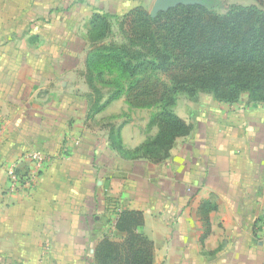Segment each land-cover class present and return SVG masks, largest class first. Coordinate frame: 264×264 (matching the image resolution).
Masks as SVG:
<instances>
[{
	"label": "crops",
	"instance_id": "0c3cea01",
	"mask_svg": "<svg viewBox=\"0 0 264 264\" xmlns=\"http://www.w3.org/2000/svg\"><path fill=\"white\" fill-rule=\"evenodd\" d=\"M94 2L0 0V264H94L104 236L124 237L123 209L143 213L154 264H264V102L174 111L189 134L160 161L134 154L145 139L120 121L125 97L93 112L79 51L62 46L87 38ZM28 150L49 162L10 192Z\"/></svg>",
	"mask_w": 264,
	"mask_h": 264
},
{
	"label": "trees",
	"instance_id": "16d2710c",
	"mask_svg": "<svg viewBox=\"0 0 264 264\" xmlns=\"http://www.w3.org/2000/svg\"><path fill=\"white\" fill-rule=\"evenodd\" d=\"M256 1L264 5V0ZM217 6L215 1L179 3L156 14L142 5L121 15L92 11L87 36L94 49L86 58L83 76L94 98L93 112L121 96L135 107L159 108L150 122L156 124L157 133L134 154L160 161L177 138L189 134L191 125L170 109L177 91L200 90L228 104L243 94L248 102H264V9L232 4L218 13ZM100 67L117 72L121 79L104 81ZM150 68L167 72L171 85L153 87L135 77ZM101 85L113 88L104 95ZM114 144L118 146L115 140ZM212 208L204 206V213ZM114 222L124 237L116 241L104 236L94 249V264H154L153 243L143 232V213L123 209Z\"/></svg>",
	"mask_w": 264,
	"mask_h": 264
},
{
	"label": "rangeland",
	"instance_id": "374dc122",
	"mask_svg": "<svg viewBox=\"0 0 264 264\" xmlns=\"http://www.w3.org/2000/svg\"><path fill=\"white\" fill-rule=\"evenodd\" d=\"M181 2L186 3H192V2H201L206 3L210 1H215L218 3V6L215 8V10L218 13H223L229 5L232 4H241V5H248V4H256L260 8L264 9V5L260 4L256 0H179ZM127 3L126 7L129 5H133L134 3L139 2L138 0H126ZM94 8L93 10L99 9L104 10L106 12H109L111 14H121L123 10V4H117V1L114 0H107L106 2H103V0H96L94 2ZM142 6L145 7L148 11H152L155 0H141ZM128 8V7H127ZM62 9V8H61ZM92 10V11H93ZM46 43L49 42L45 41ZM42 46V44H40ZM48 46V44H46ZM63 47H70L73 50L79 51L78 53V71L79 73H84L86 70V58L88 55H90L94 49V45L91 44L89 41V38L87 36L86 39H67L65 41H62ZM100 70L103 72V75L101 76L104 81H113L114 78L118 76V79H121L119 74L117 72H109L106 68L100 67ZM80 74V79L82 78L83 74ZM136 78H141L147 81L148 85H151L154 87V84L163 83L165 85L170 86L171 80L170 75L162 70L157 69H148L144 72H138ZM130 79V78H128ZM128 83V82H126ZM153 83V84H152ZM126 87V84H125ZM159 87V85H158ZM113 88L112 86H102L100 87V90L103 92L104 95L108 93V91ZM112 90V89H111ZM174 96L176 97L175 103L173 106H171V110L178 114L190 116V119H192V115L197 114V112L205 111L207 108H212L216 105L215 101L212 98V95L207 92L203 91H195L193 94H189L185 91H177ZM151 97V95H150ZM247 97V94H243L241 97V101H245ZM120 105L116 107V112H118L120 115V121H126L129 125H131L132 131L134 130H141L142 136L145 139L153 137L157 133V126L151 120L153 119L154 115H156L159 112V108L157 105H153L152 107H135L132 105H129L128 103L125 105L124 103L117 104ZM174 109V110H173ZM197 119L196 115H194V119Z\"/></svg>",
	"mask_w": 264,
	"mask_h": 264
},
{
	"label": "built area",
	"instance_id": "2783aa9c",
	"mask_svg": "<svg viewBox=\"0 0 264 264\" xmlns=\"http://www.w3.org/2000/svg\"><path fill=\"white\" fill-rule=\"evenodd\" d=\"M50 157L40 150H28L23 153L15 165L6 168L8 180L7 189L10 192H27L30 193L36 184L39 173L47 166ZM28 161L30 167L18 171L20 161Z\"/></svg>",
	"mask_w": 264,
	"mask_h": 264
},
{
	"label": "water",
	"instance_id": "95a60500",
	"mask_svg": "<svg viewBox=\"0 0 264 264\" xmlns=\"http://www.w3.org/2000/svg\"><path fill=\"white\" fill-rule=\"evenodd\" d=\"M179 3H186V2H181L179 0H155V4L153 10L151 11V14H156L160 10L168 9Z\"/></svg>",
	"mask_w": 264,
	"mask_h": 264
}]
</instances>
